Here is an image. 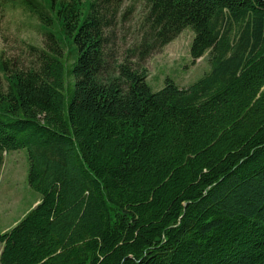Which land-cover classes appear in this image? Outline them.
<instances>
[{"label":"trees","instance_id":"obj_1","mask_svg":"<svg viewBox=\"0 0 264 264\" xmlns=\"http://www.w3.org/2000/svg\"><path fill=\"white\" fill-rule=\"evenodd\" d=\"M147 7L121 60V9ZM37 20L33 63L0 55V153L40 203L0 264H264V0H0ZM211 70L154 92L146 61L184 30ZM68 92V93H67Z\"/></svg>","mask_w":264,"mask_h":264},{"label":"rangeland","instance_id":"obj_2","mask_svg":"<svg viewBox=\"0 0 264 264\" xmlns=\"http://www.w3.org/2000/svg\"><path fill=\"white\" fill-rule=\"evenodd\" d=\"M146 14L147 7L143 3L134 6L126 4L121 9L118 24L113 28L116 34L113 48L121 60L127 56L128 49L144 35ZM193 39V31L186 29L173 42L146 61L147 83L154 92L163 89L167 79L181 88H188L210 72L208 55L193 61L190 54ZM29 44L43 46V37L37 20L19 7L0 6V55L3 53L4 60H11L14 66L26 67L33 63L28 51ZM0 87L4 91L7 89L2 74ZM28 168L26 150L0 153L1 232L14 228L40 203L41 195L29 185ZM2 249L3 245L0 243V255Z\"/></svg>","mask_w":264,"mask_h":264}]
</instances>
